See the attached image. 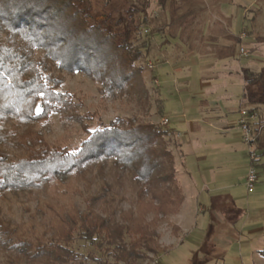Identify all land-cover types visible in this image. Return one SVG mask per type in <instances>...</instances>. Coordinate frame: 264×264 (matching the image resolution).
Segmentation results:
<instances>
[{"label": "trees", "instance_id": "1", "mask_svg": "<svg viewBox=\"0 0 264 264\" xmlns=\"http://www.w3.org/2000/svg\"><path fill=\"white\" fill-rule=\"evenodd\" d=\"M147 23L98 19L93 0H0V264H139L160 252L155 227L184 201L166 131L138 118L87 123L95 116L63 89L83 73L146 112L136 61L150 51ZM54 113L88 134L76 151L39 133Z\"/></svg>", "mask_w": 264, "mask_h": 264}, {"label": "rangeland", "instance_id": "2", "mask_svg": "<svg viewBox=\"0 0 264 264\" xmlns=\"http://www.w3.org/2000/svg\"><path fill=\"white\" fill-rule=\"evenodd\" d=\"M237 1L235 0V2ZM197 2L199 0L177 2L181 3V14H178L182 16L188 15V19H192V17L195 19L197 15L204 16V10H201L202 13L199 10L198 13L189 14L190 8ZM220 2L222 3L223 10H226L228 7L230 8L229 11H231V5H234L232 4V0H222ZM209 3L205 1L206 7L209 6ZM169 6V0H93V13L98 19H102L109 12L114 16L121 14L124 17H129L130 15H133L135 18L148 17V23L144 25V28L149 29V32L146 33L149 35L146 36L144 33L142 39L147 40L150 51H146L145 55L136 61V66L142 69L141 82L146 92H143L142 87L141 90L144 93V98H147L148 108L146 112L141 111L142 109L138 105V102H140L139 96L135 95V98H132L129 94H125L119 98L105 97L100 92V84L83 73L68 75L63 89L75 94L76 101L79 100L82 103V107L80 108L82 113L89 112V114L95 116L94 119L87 120V123L92 122L94 125L98 124V122L108 124L116 117H121L124 119L138 118L142 121H152L156 125L163 127L166 131L168 146L176 158L179 155L177 146L180 139L171 132L168 126L185 134L190 130V122H194V119L197 117H202L194 113L193 110L188 109L191 100H198L202 96L200 92V80L198 78V72L202 66L204 69L214 66L215 72L222 71L223 67L229 64V62L239 64V66H253L256 73L248 74L247 78L256 77V80L251 83L257 82V85L249 87L250 89L246 92H249V90L254 92V89H257L259 95L264 99V0H239V9L234 6L236 10L234 9L233 12L236 13L238 11L239 14H234V22L231 29L233 36L238 34H245L247 36L249 31L254 41L262 43V49L253 50L251 54L250 47L252 45L247 44L248 41L245 42L243 40L240 44L236 40H232L230 42V49H227L228 51H232L231 54H221V56H208L205 58L197 56L176 57L171 55L168 47L163 46L165 35L168 32L170 34L173 33L172 31H175V28H177L173 24L169 29L167 28V17L170 16L169 14H173V9L169 8ZM247 6L249 9L245 11L244 9ZM245 12L246 17H244ZM208 15L210 16V14ZM204 34L205 38H207V30L204 31ZM137 38L134 36L133 40L138 42ZM230 38L226 37L227 41ZM171 41L172 44L176 42L174 39ZM242 47L249 52L248 57L241 55L240 48ZM162 51L167 56L162 54ZM149 63L154 65L152 69L149 68ZM162 63L163 65L160 67ZM175 68L178 70H174ZM211 71L209 70L208 72ZM208 72V76L213 74L210 73L211 75H209ZM156 74L159 82L156 79ZM185 77L189 78V86L186 85ZM240 80L235 75L226 80L228 86L234 89V93L237 92L238 96H240L239 94L242 89V84L237 83L241 82ZM251 83L249 81V84ZM185 87L190 90L185 91ZM159 90L164 99L163 101L159 96ZM161 106L162 114L160 113ZM244 108H249V106H245ZM163 116H168V126L161 123ZM199 124L204 125L203 122H199ZM234 125L240 128L239 119L237 122H234ZM39 133L44 134L49 141L67 146L73 151H76L81 143L88 138V134L84 131L81 123H65L57 113L53 114L49 123H42L39 127ZM260 138V140H255V149L260 162L256 163L255 166L258 173V181L253 192H248L245 184L251 160L249 156V144L244 142L243 138L236 150H228L226 153L220 154L222 157L216 162V165L220 166L218 170V180L220 182L226 181L225 177L228 174L230 175L229 181L232 186L226 191L231 192L235 196L236 200L233 203L235 206L231 208L224 207V209L226 212L231 213V215L227 218L214 216L205 220V222L200 220L198 229L195 232H191L189 238L182 244L178 242V244L168 247L163 245L162 237L180 235L181 228L177 223V214L181 210L182 203L178 208V212L170 214L167 217L165 216L158 221L155 227L158 241L161 245L160 252L158 254H150L149 260H142L139 264H151V261L155 258L159 259L160 264H264V253H261L264 250V146L261 145L264 138V130ZM125 208H129V205L126 204ZM154 217V213H149L147 216L148 220H152ZM224 220L226 224L221 226L220 224L224 223ZM210 225L211 229L208 228ZM226 225L230 226L229 231L226 230L227 228L224 230ZM219 227H222V229L219 230ZM209 237H215L214 239L220 245H229L228 254L224 259L214 257L212 249L208 248L207 244L203 248H196L198 242L205 241ZM221 238L226 241L221 240ZM73 248L84 254H93L97 258H105L103 251L84 240L77 239L73 243ZM224 252L226 253L227 251L225 250ZM109 260L112 261L113 259L109 258ZM91 262L92 264H97L92 260Z\"/></svg>", "mask_w": 264, "mask_h": 264}, {"label": "crops", "instance_id": "3", "mask_svg": "<svg viewBox=\"0 0 264 264\" xmlns=\"http://www.w3.org/2000/svg\"><path fill=\"white\" fill-rule=\"evenodd\" d=\"M181 1L183 0H169V8L173 9V14H169L170 16L167 17V28L169 29L172 24L177 28H175V31H172L173 33L170 34V32H168L167 35H165L163 46L168 47V50L171 51V55L176 57L197 56L202 58L208 56H221V54L228 55L232 53V51L227 50L230 49V42L232 40H236L240 44L243 40L245 42L248 41L247 44L252 45L250 47L251 54L253 50L263 48L261 42L254 41L249 31L248 35L244 38H241L239 34L234 36L231 34L234 14H239L238 11L233 13L235 9L234 6H236V8L239 7V0L237 2L232 0V4L234 5H231L233 8H231V11H229L230 8L228 7L226 10H223L222 3L220 2L222 0H199V2L194 4L195 6L193 5L190 8L189 14L198 13L199 10L200 13H202L201 10H204V16L197 15L195 19H193V17L192 19H188V15L182 16L178 14L180 13L181 3L177 2ZM205 1L210 2L208 7H206ZM248 9L249 7L247 6L244 10L247 11ZM207 12L210 16L208 14L206 15ZM246 16L245 12L244 17ZM235 20L237 19L235 18ZM206 27H208V29H206ZM206 30L208 33L207 38H205L206 36L204 34ZM226 37L231 38L227 41ZM172 39L176 41L174 44H172ZM160 50H162V48H160ZM161 53L164 54L163 51ZM162 65L163 63L160 67ZM174 70L178 69L175 68ZM209 70L212 71L208 72ZM206 71L209 75H211L210 73L213 74L208 76ZM198 73L202 96L200 99H196L197 101L191 100L188 109L193 110L194 113L202 117H197L194 119V122H190V130L185 134L167 125L171 132L180 139L177 146L179 155L175 158V167L178 181L183 189L184 195L183 205L177 214V223L181 228V232H179L180 235L162 237L163 245L168 247H172L174 244H178V242L182 244L189 238L191 232H195L198 229L200 220L205 222V220L214 216L227 218L231 215V213L226 212L224 209V207L231 208L235 206V204H233L236 200L235 196H233L231 192L226 191L232 186L229 181L230 175L228 174V176L225 177L226 181H223V183L220 182V180H218V170L220 166L216 165V162L222 157L220 154L226 153L228 150L234 151V149L236 150L238 145H240L242 133L240 128L234 125V122H237L240 110L245 106L259 111L260 120L257 124V127H259L257 140L263 137L260 138L264 130V99L259 95L257 89H254V92L250 90L246 92L250 89L249 87L257 85V82H250L251 84H249L247 78L249 73H256L253 66H239V64L229 62V64L223 67L222 71L215 72L214 66L205 69L202 66ZM234 75L241 79V82H237L238 84H242L240 96L237 95V92L234 93V89H231L226 81L234 77ZM156 79L159 82L158 76ZM188 79V77H185L187 86L190 84ZM184 90L188 91L190 89L185 87ZM159 96L163 101L164 99L162 98L160 90ZM199 122H203L204 125H200ZM261 145L264 146V138L262 139ZM258 162H260V159L256 163ZM223 222L224 223L220 224L221 226L226 224L225 220ZM208 228L211 229V225ZM225 228L229 231L230 226L226 225L224 230ZM218 229L220 230L222 227ZM214 238L209 237L205 241L198 242L196 248H203L207 244V247L212 249L214 257L224 259L228 254L229 245H220ZM221 240L226 241L222 238ZM225 250L227 251L226 253L224 252Z\"/></svg>", "mask_w": 264, "mask_h": 264}, {"label": "built area", "instance_id": "4", "mask_svg": "<svg viewBox=\"0 0 264 264\" xmlns=\"http://www.w3.org/2000/svg\"><path fill=\"white\" fill-rule=\"evenodd\" d=\"M146 32H149V29H147ZM245 36L246 35L243 34L241 35V38H244ZM240 52L244 57L249 56V52H247L243 47L240 49ZM153 67L154 65L152 63H149V68L152 69ZM259 120L260 114L256 109L242 108L240 110L239 125L242 131V138L244 142L249 144L250 147L249 156L251 165L249 166L246 176V187L248 192H253L255 190L258 181V173L255 167L258 159V154L255 149V140L257 139V132L259 130V127H257ZM161 123L164 125H168L169 119L167 117H163ZM151 264H160V261L158 258H155L151 261Z\"/></svg>", "mask_w": 264, "mask_h": 264}, {"label": "snow or ice", "instance_id": "5", "mask_svg": "<svg viewBox=\"0 0 264 264\" xmlns=\"http://www.w3.org/2000/svg\"><path fill=\"white\" fill-rule=\"evenodd\" d=\"M33 4L35 5L36 3H39L40 0H32Z\"/></svg>", "mask_w": 264, "mask_h": 264}]
</instances>
